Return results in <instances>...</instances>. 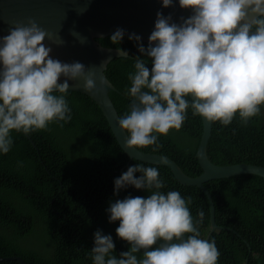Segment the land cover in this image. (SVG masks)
I'll return each mask as SVG.
<instances>
[{"label":"clouds","instance_id":"obj_1","mask_svg":"<svg viewBox=\"0 0 264 264\" xmlns=\"http://www.w3.org/2000/svg\"><path fill=\"white\" fill-rule=\"evenodd\" d=\"M161 4L167 8L173 0ZM178 4L192 14L175 23L157 12L146 47L139 35L129 34L140 55L130 58L127 50L116 48L120 57L133 61L126 91L132 97L130 111L118 120L126 135L125 149L160 147L156 134L179 130L189 108L193 116L226 126L237 113L248 123L264 105V0ZM123 38L124 30L117 28L109 40L120 44ZM46 39L50 33L33 19L0 37V154L12 147L13 130L27 134L53 121L71 120L65 98L70 81H82L84 92L93 96L106 91V77L96 75V66L53 58ZM165 161L161 155L160 162ZM165 184L158 167L139 163L114 179V194L131 186L148 195L109 203L108 220L119 221L116 235L129 247L115 254L112 236L97 230L90 250L93 264H217L215 241L201 238L196 226L204 212L194 221L188 207L191 197L161 191Z\"/></svg>","mask_w":264,"mask_h":264},{"label":"trees","instance_id":"obj_2","mask_svg":"<svg viewBox=\"0 0 264 264\" xmlns=\"http://www.w3.org/2000/svg\"><path fill=\"white\" fill-rule=\"evenodd\" d=\"M110 36L97 40L105 47L127 50L130 58L140 55L128 35L120 44H112ZM130 71L133 61L123 57L114 58L106 70L116 88L108 91L120 116L130 111L132 103V97L126 95ZM65 98L71 120L53 121L44 129L29 132L36 147L22 131L13 130L12 147L0 154L1 257L18 255L28 264H93L90 250L97 230L112 236L115 254L127 251L129 243L118 238L115 230L107 229L106 209L116 199L148 195L131 186L114 194V179L136 163L158 167L166 182L161 191L177 190L182 197H191L190 213L196 221L200 219L198 212H204L196 226L200 237H207L210 207L200 188L180 184L165 166L131 160L91 97L68 90ZM202 132V117L193 116L189 108L179 130L171 129L166 136L156 134L160 147L140 149L173 158L186 174L195 177L203 173L197 156ZM85 143L88 149H84ZM207 152L218 165L264 166V105L246 124L238 113L229 125L214 121ZM206 186L214 198L218 225L231 229L217 230L210 239L220 252L217 264H245L247 259L248 264H264V178L238 175L213 180ZM113 224L116 229L119 221ZM44 236H48L47 241Z\"/></svg>","mask_w":264,"mask_h":264},{"label":"water","instance_id":"obj_3","mask_svg":"<svg viewBox=\"0 0 264 264\" xmlns=\"http://www.w3.org/2000/svg\"><path fill=\"white\" fill-rule=\"evenodd\" d=\"M82 8L84 10L79 11ZM157 12L164 16H171L172 22L175 23H180L182 18H187L192 14L190 9H182L178 0H173L172 6L167 8L162 6L161 0H0V37L7 35L9 29L16 24L27 23L28 19H33L50 33L51 39H46L44 43L51 47L50 55L53 58L67 63L79 61L86 68L96 66V75L106 77L105 92L95 96L86 93L82 88V81H70L69 91L84 93L96 102L121 149L131 160L165 166L171 170L180 184L198 187L205 193L210 207V231L205 239L210 240L217 230H229L230 228L218 225L214 198L206 184L213 180L238 175H256L264 178V166L249 163L214 164L207 152L214 121L208 122L203 117V132L197 151L203 173L198 176L186 174L169 156L163 155L166 161L161 163L162 154L124 148L126 135L118 126L120 115L108 91L109 89L116 90V88L106 75L109 63L120 56L116 48L105 47L97 39L107 37L117 28H121L124 30V35L129 36L135 33L141 37L142 41L148 43V37L154 29ZM74 32L84 38L83 43L73 35ZM59 38L63 41L62 44L55 43ZM24 135L36 147V142L31 136L28 133ZM246 243L251 251L249 243L247 241ZM2 261L28 264L18 255L0 256V262ZM248 263L249 259L245 264Z\"/></svg>","mask_w":264,"mask_h":264},{"label":"rangeland","instance_id":"obj_4","mask_svg":"<svg viewBox=\"0 0 264 264\" xmlns=\"http://www.w3.org/2000/svg\"><path fill=\"white\" fill-rule=\"evenodd\" d=\"M83 146H84V149H88V145L86 143ZM107 229H109L110 231H114L115 230V226H114L113 222L110 223L109 220H108V222H107ZM44 240L47 241L48 240V236H44ZM34 243L36 244V241H34ZM37 245H39L38 242H37Z\"/></svg>","mask_w":264,"mask_h":264}]
</instances>
